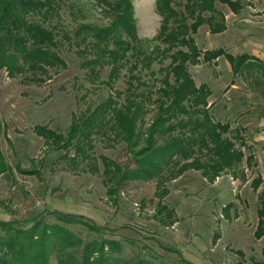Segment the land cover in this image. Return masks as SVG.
<instances>
[{
	"label": "rangeland",
	"instance_id": "1",
	"mask_svg": "<svg viewBox=\"0 0 264 264\" xmlns=\"http://www.w3.org/2000/svg\"><path fill=\"white\" fill-rule=\"evenodd\" d=\"M240 1L245 8L238 15L227 5L216 3L229 30L212 34L207 24L201 26L194 35L200 49L224 48L234 56L243 55L245 53L236 48L242 32L264 37V0ZM132 2L139 38L154 39L162 25L157 0ZM172 2L175 8L183 10L186 0ZM104 9L97 0H61L60 17L50 22L58 26L60 53L67 68L52 71L51 79L45 83L29 82L23 76L11 78L5 70L0 71V149L10 166L9 171L0 176V225L36 213H43L49 224H59V218L53 213L58 211L84 216L101 226L100 233L90 232L82 225L70 227L84 239L102 236L120 244L122 258L129 262L137 258L153 264L260 262L264 238L256 239L255 230L258 196L264 191V143L256 142L253 137L264 118L261 68L252 64V76L234 77L224 57L190 66L196 84H206L212 91L211 116L215 121L229 123L233 131L241 132L250 146L246 152L254 154L256 165L249 169L243 163L238 170L226 171L213 182L194 169L167 182L168 193L162 204L173 211L172 217L166 210L158 214L156 179L131 180L121 186L116 185L115 179L108 182L102 158L125 168L135 167L133 154L124 142L108 140L103 134L93 135V148H85L88 156L74 161L77 140L70 139L74 117L95 109L114 93L106 85L88 80L87 69L82 66L83 56L74 45L73 37L83 23L108 25L111 17ZM64 33L72 38L71 42L65 40ZM155 44L162 48L157 42L149 44V50ZM169 63L168 59L155 62L152 70L156 76L140 67L134 74L151 86L158 85L159 70ZM129 66L123 70L114 89L126 88L131 75ZM108 72L109 67L104 70L102 80L107 79ZM153 116L154 111H151L145 122L149 124ZM38 127L61 134L63 140L51 143L37 132ZM108 134L114 138L111 131ZM66 140L70 141L68 145ZM258 175L263 183L256 191L251 182ZM217 233L220 234L218 240ZM237 251L243 252L244 257ZM52 264H57L55 258Z\"/></svg>",
	"mask_w": 264,
	"mask_h": 264
},
{
	"label": "trees",
	"instance_id": "2",
	"mask_svg": "<svg viewBox=\"0 0 264 264\" xmlns=\"http://www.w3.org/2000/svg\"><path fill=\"white\" fill-rule=\"evenodd\" d=\"M217 2L227 5L235 15L245 8L240 0H186L183 10H178L172 0H157L161 29L154 39L142 40L138 36L132 0H97L111 17L110 23L106 26L83 23L73 36L74 45L83 56L82 66L87 69L88 80L114 90L95 109L74 117L70 127V139L77 140L74 161L88 156L85 148H93V135L103 134L108 140L124 142L133 154L135 167L125 168L102 158L104 174L108 182L117 180V186L131 180L156 179L159 215L166 210L172 217L173 211L162 204L168 193L165 185L186 171H201L213 182L226 171L238 170L243 163L249 169L256 165L254 154L246 152L250 146L241 132L233 131L229 123L213 119L210 113L213 104L209 101L212 91L206 84L198 86L190 72V66L224 57L234 77L252 76V56H234L224 48L203 51L197 45L194 35L201 26L207 24L212 34L227 30ZM60 5L61 0H0V71L5 70L11 78L23 76L29 82L43 84L51 79L52 71L67 68L60 53L58 26L50 22L60 17ZM64 38L72 40L68 33H64ZM157 42L162 48L155 44L149 50V44ZM167 59L170 63L160 68L161 77L156 78L158 85L151 86L134 74L140 67L156 76L153 64ZM128 65L131 75L126 88L114 89ZM107 67V79L102 80ZM261 70L264 74V65ZM151 111L154 116L147 124L145 118ZM110 131L113 139L108 134ZM37 132L51 143L63 140L61 134L44 127H38ZM69 142L66 140V145ZM9 169L0 149V176ZM262 183L263 178L258 175L251 187L258 191ZM258 199L255 237L262 239L264 191ZM53 213L59 224L47 223L43 213L2 223L0 264H52L53 258L57 264H153L143 258L124 260L120 244L102 236L84 239L70 227L82 225L90 232L100 233L103 228L91 219ZM215 237L220 239V234ZM237 253L244 257L243 252ZM262 256L256 264H264V249Z\"/></svg>",
	"mask_w": 264,
	"mask_h": 264
},
{
	"label": "crops",
	"instance_id": "3",
	"mask_svg": "<svg viewBox=\"0 0 264 264\" xmlns=\"http://www.w3.org/2000/svg\"><path fill=\"white\" fill-rule=\"evenodd\" d=\"M228 30L229 28L226 31ZM262 32L264 33V28ZM242 33L243 36L241 38V42L238 46H236V48L242 51V53H247L248 55L252 56V64L260 69L261 66L264 65V37L253 35L250 32L248 34H244V32ZM258 126L260 127V130L255 131L253 139L256 142L264 143V118L261 123H258Z\"/></svg>",
	"mask_w": 264,
	"mask_h": 264
}]
</instances>
